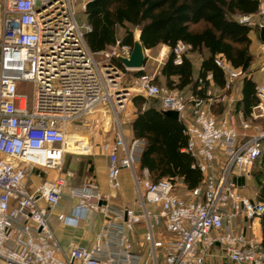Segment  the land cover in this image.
<instances>
[{"label": "built area", "instance_id": "built-area-1", "mask_svg": "<svg viewBox=\"0 0 264 264\" xmlns=\"http://www.w3.org/2000/svg\"><path fill=\"white\" fill-rule=\"evenodd\" d=\"M88 1L0 0V264H144L133 248L132 233L139 223L154 264L158 253L163 264H210L213 246L220 248L213 253L217 264H264L260 241L249 233L264 214V200L241 193L264 150V129L248 132L253 121L264 118V82L256 86L249 118L233 109L217 117L208 108L213 101L231 104L233 83L245 74L221 55L214 57L224 75L219 95L210 89L205 96L184 94L146 73L130 76L125 85L121 78L134 69L123 70L112 59L129 58L133 46L116 40L106 50L91 51L85 41L90 25L80 24L74 11L75 2L85 11ZM259 14L264 15V0H259ZM237 21L263 28L250 14ZM189 49L178 41L172 47L174 62L180 63ZM258 51L257 70L264 72V42ZM25 83H31L30 93ZM137 93L157 99L160 110L178 113L186 135L181 150L194 158L193 167L202 174V184L185 196L176 192L175 180L153 181L146 168L135 170L144 141L127 143L117 115ZM95 113L115 117L114 138L100 147L107 155L112 190L121 186V169L131 170L138 194L132 206L113 204L111 194L93 180L68 185L59 174L42 177L32 189L27 184L30 172L40 176L61 170L64 154L70 152L68 135L78 134L89 145L87 152L76 154L91 152L89 138L79 129ZM65 190L76 202L69 213L55 215L60 223L77 227L89 211L102 216L89 246L70 241L63 249L49 225V214ZM160 224L168 235L156 238L153 231Z\"/></svg>", "mask_w": 264, "mask_h": 264}, {"label": "trees", "instance_id": "trees-1", "mask_svg": "<svg viewBox=\"0 0 264 264\" xmlns=\"http://www.w3.org/2000/svg\"><path fill=\"white\" fill-rule=\"evenodd\" d=\"M258 10L259 0H89L85 14L91 29L85 33V41L93 52L112 47L117 39L121 44L133 45L137 29L144 48L169 46L166 58L155 73V82L177 88L184 94L205 96L210 82L220 87L224 84L223 72L214 63L216 55H221L234 68L249 70L253 56L249 52L248 33L259 27L239 23L235 16ZM262 23L264 28V16ZM118 28L122 29L120 38ZM178 41L190 45L189 53L201 56L197 71L193 58L188 55L183 54L180 63L174 62L172 47ZM114 64L124 70L119 61ZM130 71L133 75L145 73L140 69ZM207 74H211L210 79L206 78ZM255 85L250 76H243L242 95L236 101V108L245 116L257 101ZM131 101L137 107L131 121L132 132L134 137L144 140L139 169L146 168L153 181L162 177L181 178L187 189L201 185L202 174L198 167H193L194 158L181 150L186 143L182 123L153 106L141 110L146 102L141 94H133ZM219 109L221 106L215 111ZM252 177L258 187V199L264 200L261 156L255 160ZM260 224L264 252V214Z\"/></svg>", "mask_w": 264, "mask_h": 264}, {"label": "crops", "instance_id": "crops-1", "mask_svg": "<svg viewBox=\"0 0 264 264\" xmlns=\"http://www.w3.org/2000/svg\"><path fill=\"white\" fill-rule=\"evenodd\" d=\"M250 15L255 22L257 21L262 22V16H264V15L259 14V10L256 13H250ZM238 16L239 15H237V17ZM237 17H236V20H237ZM249 25L257 26L256 24H249ZM260 29L261 28L259 29L253 28L248 33V36L250 38L249 52L253 56V59H252L250 68L248 70L249 72L244 71L245 72L244 75L250 76L252 80L255 82L256 84L255 89H256V86L264 82V79L260 83H258L254 79V73L258 71L257 70L258 61H259L258 49H259L260 43L263 42L259 36ZM136 31L137 29H135L133 41L139 40V30L137 34H136ZM117 36L118 38H120L122 36V31L119 34L117 33ZM156 47H159L158 56H156L157 58H154V57L152 58L157 62L156 70H155L157 72L159 66L162 64V62L164 61V59L166 58L169 52V46L165 44H159ZM154 48H150V49L144 48L145 60H144L143 68L140 70H145V68L147 67L146 57L150 56L148 52L152 51ZM184 54L188 55L190 58H193L194 69L195 71H197L199 68L201 59H202L201 56L197 55L196 53H189L188 51H186ZM114 61H118V60L114 59L113 63ZM243 76L234 81L233 86L230 90V94H232L233 99H234L231 104H228L226 101H213L209 103L208 108L213 115L218 117L222 115L226 110L233 109L237 116L242 114L243 117L249 118V114L248 116H245L241 110L236 108V101L239 100L242 95L241 88H242ZM207 89H210L212 93L215 95H219L224 92L223 85L220 87V86L213 84L212 82L209 83L206 90ZM144 103H145L144 109L148 106H153L160 110L157 99H154V98L146 99V102ZM220 106H221V109H219V111L216 112L215 109L220 108ZM140 109L144 110L142 108ZM136 112H137V107L132 103L131 98H130V100L126 103L122 111V117H121V130L124 135L125 141L127 143H129L132 139H142V138L134 137L132 129H131V121L136 116ZM87 118H88V126L87 127L81 126L79 131H82V132L84 131L85 133H87L90 142H93L91 152L86 155L79 156V157L68 155L71 153L66 152L64 154L63 164L64 165L66 164V167H68L67 170H65V166H63L62 164L64 170L61 169L59 172L54 169L46 170L45 172L41 173L40 176L36 173L37 171L28 173L27 184L29 188L32 189L33 186L37 184L41 180L42 177L54 178L55 176L61 174L64 177H66L68 185H78L85 181L93 180L97 182L102 192L111 194V202L113 204L117 206H122V205L132 206L135 202V199L138 198V194L135 188V183L132 177L131 170L126 169V168L121 169L120 175H119L121 186L119 189L112 190L108 185V180H107L108 159H107V155L102 151L100 147L101 143L104 140H110L114 138V135L116 132L112 129V126L110 125L108 114H104L101 118V121H102L101 126L107 128V131L102 132L103 133L102 137H100L97 134L98 132H96L98 122H97L95 114L89 115ZM263 129L264 128L260 130L258 129L253 132H259ZM249 133H252V132H249ZM67 140L69 142L68 143L69 145L67 146V151H70L72 153H85L88 151L89 145L78 134L73 133V134L68 135ZM261 157H262V162H263V167H264V150L261 154ZM75 167L77 168L80 174L76 178V181L73 180L75 179L73 178L75 177L73 176L75 175V172L71 171L75 169ZM135 170L137 173L141 171V169H139V163L138 165L135 166ZM175 180L176 181L179 180L180 182L183 183L181 178H176ZM243 182H244V187L241 189V193L250 198H258L257 196L258 187L252 177V172H251V176L245 178ZM188 190L189 189H187V191ZM75 202L76 201L74 199L70 198L67 195V190H65L61 197L59 204L53 209L52 213H50L48 217L49 225L51 229L53 230L60 245L63 247V249H67L70 241H74V242H77V243H80L86 246L91 245L94 240V236L96 232L102 226V216L95 211H89L86 219L83 220L80 223V225L77 227H71V226L63 225L62 223H60L56 219L55 215L59 212L69 213L70 209L75 204ZM144 230L145 229L142 223H139L135 226V229L132 233L133 248L136 252H138L139 254L143 256L144 264H154L153 260L147 256L148 251L151 249V245L144 239ZM164 231L165 233L163 234L162 232H160L159 226H157L154 228V231H153L154 236L157 238V237L168 235L165 229ZM251 232L260 241V244H261L260 221L259 223L255 224L252 230L249 231V233ZM219 252H220V248L218 246H213L212 249L210 250V255L207 257V261L210 264H217L218 258H216L215 256L213 257V253L218 254ZM158 258H160V261H158ZM156 263L163 264L162 256L159 253L157 254Z\"/></svg>", "mask_w": 264, "mask_h": 264}, {"label": "rangeland", "instance_id": "rangeland-1", "mask_svg": "<svg viewBox=\"0 0 264 264\" xmlns=\"http://www.w3.org/2000/svg\"><path fill=\"white\" fill-rule=\"evenodd\" d=\"M74 11H75V16H76V19H77V21L80 23V24H82V23H85L86 22V14H85V11H83L82 9H81V7H80V3L79 2H75L74 3ZM237 16H235V18H236ZM122 31V29L121 28H118L117 29V33L119 34L120 32ZM134 32H135V30H134ZM159 47H156V48H154L152 51H150V52H148L149 53V55L151 56H147L146 57V60H147V62H146V64H147V67L145 68V73L146 74H149L150 76H152V77H154L155 76V73H156V65H157V62L152 58V57H154V58H157L156 56H158V52H159V49H158ZM112 62H113V59H112ZM133 74L131 73V71H127V74H125L122 78H121V82L123 83V84H127L128 83V78L130 77V76H132ZM254 79L258 82V83H260L263 79H264V72H262V71H256L255 73H254ZM24 90H26L27 92H29L30 93V91L32 90V85H31V83H25V85H24ZM97 113H95V116H96V119H97V122H98V126H97V131L96 132H98L97 134L100 136V137H102V135H103V131H107V128H105V127H102L101 126V124H102V121H101V118H102V115L101 114H97ZM108 114V113H107ZM108 116H109V114H108ZM117 117L121 120V117H122V112L121 113H119L118 115H117ZM109 120H110V124H111V126H112V129L114 130V131H116L117 130V123H116V120H115V117H114V115L113 116H109ZM100 126V127H99ZM255 126H257V127H255ZM262 128H264V118H262V119H258V120H255V121H253V123H252V128H251V130H249V132H253V131H255V130H260V129H262ZM106 129V130H105ZM95 132V133H96ZM79 133L80 134H82V135H85V136H87L88 137V134L87 133H85L84 131L82 132V131H79ZM99 137V138H100ZM85 139H86V137H85ZM89 143H91V145H92V143L93 142H89ZM69 153H71V152H69ZM68 155H71V156H74V157H79V156H82V155H86V154H76V153H71V154H68ZM64 161V160H63ZM76 162V161H75ZM78 162V161H77ZM63 166H65V170H67V168L68 167H66V164L64 165L63 164ZM63 166L61 167V169H63ZM64 170V169H63ZM71 171H73V172H75V175H73V176H75V177H73V178H75V179H73V180H75L76 181V178L80 175L79 174V172H78V170H77V168L75 167V169H73V170H71ZM74 174V173H73ZM77 174V175H76ZM175 183H176V192L178 193V194H180V195H183V196H185L186 194H187V189L185 188V186H184V184L182 183V182H180L179 180H175ZM159 229H160V232H162L163 234L165 233V231H164V227L162 226V224H160L159 225ZM158 261H160V258H158Z\"/></svg>", "mask_w": 264, "mask_h": 264}, {"label": "water", "instance_id": "water-1", "mask_svg": "<svg viewBox=\"0 0 264 264\" xmlns=\"http://www.w3.org/2000/svg\"><path fill=\"white\" fill-rule=\"evenodd\" d=\"M260 39L264 42V28L260 29ZM132 51L129 58H118L120 63L129 69L138 70L144 65L145 55L144 48L139 40H134L132 45ZM165 115L178 119V113L174 110H161Z\"/></svg>", "mask_w": 264, "mask_h": 264}, {"label": "bare ground", "instance_id": "bare-ground-1", "mask_svg": "<svg viewBox=\"0 0 264 264\" xmlns=\"http://www.w3.org/2000/svg\"><path fill=\"white\" fill-rule=\"evenodd\" d=\"M138 33V30L136 31V34Z\"/></svg>", "mask_w": 264, "mask_h": 264}]
</instances>
